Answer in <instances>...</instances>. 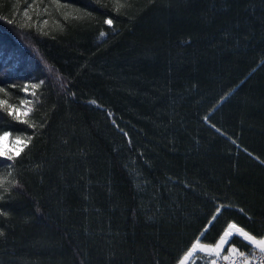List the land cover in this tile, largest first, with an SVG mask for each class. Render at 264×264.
Wrapping results in <instances>:
<instances>
[{
    "label": "trees",
    "instance_id": "16d2710c",
    "mask_svg": "<svg viewBox=\"0 0 264 264\" xmlns=\"http://www.w3.org/2000/svg\"><path fill=\"white\" fill-rule=\"evenodd\" d=\"M119 3L0 0V100L35 125L0 108L32 137L0 157V264H179L229 223L264 234V0Z\"/></svg>",
    "mask_w": 264,
    "mask_h": 264
},
{
    "label": "snow or ice",
    "instance_id": "6c2138e0",
    "mask_svg": "<svg viewBox=\"0 0 264 264\" xmlns=\"http://www.w3.org/2000/svg\"><path fill=\"white\" fill-rule=\"evenodd\" d=\"M120 7H123L122 4L119 3V0H117V11H119ZM27 15V13H25ZM108 25H112L113 21L112 19H106L104 21ZM9 23H12L10 20ZM103 35V33L101 34ZM39 87L38 84H33L32 88L35 89ZM22 91L27 92L28 88L25 86ZM0 92H5L4 88H0ZM32 96H35L36 93L33 91L31 93ZM31 101L24 99L20 101V104L27 105L30 104ZM0 108L6 110L8 112V115L12 116L14 120L17 122L27 124L29 127H35L34 124H32L28 119H23L20 115V109L17 107H14L11 104H8L7 100H0ZM31 108H27L24 112V116H27L29 112H31ZM11 132L9 131H0V157H6L9 161H14L15 157L19 155L20 151L23 147H26L27 144L31 141L32 137H21L17 135L12 141V149L13 150H5L4 147V141L8 139L11 136ZM11 167V166H9ZM12 176L11 171L8 172L6 176H0V189L3 190V193H8L11 191V188L18 186V181L14 179H9V177ZM10 186V187H9ZM4 200V195L0 194V201ZM220 207H223L222 205ZM220 209H217V213H219ZM242 211V210H241ZM0 215L7 216L8 213L5 212L2 208H0ZM216 219V216L214 215L212 217V221ZM211 223V221L209 222ZM207 231V229L205 230ZM0 235H3V232L0 231ZM200 236H204V233L202 232ZM239 237L241 238L240 241L232 239L233 237ZM231 242V246L228 249V254L221 255L224 251V246L229 244V241ZM237 242H240L243 247H248L249 245L254 246L255 249H258L261 254H264V234H261L260 238H257V236L252 235L249 231H246L245 228L238 226L236 223H229L226 227V229L223 230V235L219 237V239L210 244H204L201 243L200 239L198 238L190 247L188 251L183 255V258L179 261V264H186L187 261L193 255L197 252L205 253L207 257H215L214 259H210V264H217L218 259H223L225 261H231V264H236L237 258H243L245 261V264H247L248 256L252 253L249 252L246 254L245 252H241L239 248H237L235 245ZM243 242H247L246 244Z\"/></svg>",
    "mask_w": 264,
    "mask_h": 264
},
{
    "label": "rangeland",
    "instance_id": "374dc122",
    "mask_svg": "<svg viewBox=\"0 0 264 264\" xmlns=\"http://www.w3.org/2000/svg\"><path fill=\"white\" fill-rule=\"evenodd\" d=\"M20 114H22V110L20 111ZM13 139L11 138V137H9L8 139H6L3 143H4V147H5V150H13L12 149V144H11V141H12ZM229 247L230 246H227V245H225L224 246V251L222 252V254L221 255H223V254H228V249H229ZM238 248V247H237ZM240 250V249H239ZM241 252H245V253H249V252H251L252 254H254V253H260V251L258 250V249H255L254 248V246H251V249L249 250V251H242V250H240ZM251 254V255H252ZM207 258H209V257H207L206 256V254L205 253H202V252H197V253H195L194 255H193V257H191L190 259H189V261H187L186 262V264H189V263H191L192 261H199L198 263H200V264H203V259H207Z\"/></svg>",
    "mask_w": 264,
    "mask_h": 264
},
{
    "label": "built area",
    "instance_id": "2783aa9c",
    "mask_svg": "<svg viewBox=\"0 0 264 264\" xmlns=\"http://www.w3.org/2000/svg\"><path fill=\"white\" fill-rule=\"evenodd\" d=\"M247 254V253H246ZM226 255V254H223ZM222 255V256H223ZM215 257H211V258H207V259H203V264H210V259H214ZM199 261H192L189 264H200L198 263ZM217 264H231V261H225L223 259H218L217 260ZM236 264H245V261L243 258H237L236 259ZM247 264H264V254L261 253H254L252 255L248 256L247 259Z\"/></svg>",
    "mask_w": 264,
    "mask_h": 264
}]
</instances>
